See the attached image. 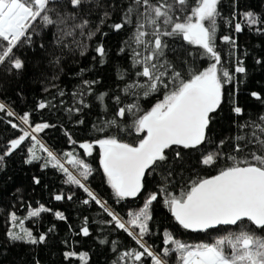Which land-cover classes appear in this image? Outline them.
<instances>
[{
	"label": "trees",
	"instance_id": "16d2710c",
	"mask_svg": "<svg viewBox=\"0 0 264 264\" xmlns=\"http://www.w3.org/2000/svg\"><path fill=\"white\" fill-rule=\"evenodd\" d=\"M23 1L34 5L25 33L0 34V264H185L205 246L229 264H264V227L194 232L173 211L223 172L264 171V0H219L205 44L187 37L203 0ZM211 69L221 97L203 141L166 149L122 196L85 146L139 147L153 109ZM55 157L73 158L84 185ZM18 218L28 237L13 231Z\"/></svg>",
	"mask_w": 264,
	"mask_h": 264
},
{
	"label": "water",
	"instance_id": "95a60500",
	"mask_svg": "<svg viewBox=\"0 0 264 264\" xmlns=\"http://www.w3.org/2000/svg\"><path fill=\"white\" fill-rule=\"evenodd\" d=\"M220 98L201 86L187 87L163 117L144 120L147 136L133 148L112 142L102 158L106 173L120 180L119 193L135 196L151 164L173 146L194 147L205 134L207 117ZM178 221L191 231L206 232L251 221L264 227V171L233 169L197 186L184 205L173 207Z\"/></svg>",
	"mask_w": 264,
	"mask_h": 264
},
{
	"label": "rangeland",
	"instance_id": "374dc122",
	"mask_svg": "<svg viewBox=\"0 0 264 264\" xmlns=\"http://www.w3.org/2000/svg\"><path fill=\"white\" fill-rule=\"evenodd\" d=\"M219 0H203L201 5L196 11V15L192 23L187 27V37L198 43H207L208 34L206 29L204 28V21L211 18L216 9L217 2ZM35 8H41L45 5L46 0H35ZM33 3L24 2L23 0H2L0 2V34L9 38L14 35L18 37L19 35H23L25 33L24 29L28 26L29 18L33 13ZM192 85L201 86L204 89L216 94L219 98L221 97V88L219 82L217 80V72L216 69H211L203 78ZM190 85V86H192ZM189 87V86H188ZM180 96V95H179ZM179 96H176L172 100L166 101L164 103L158 104L149 116L154 115L157 118H161L166 115L172 107L175 105ZM22 122L24 131L27 134H31L33 138V148L35 150H42L44 146L41 145L40 140L37 137V131L33 130L26 122ZM23 139L14 143V145H19ZM112 142L103 141L98 142L97 144H88L85 146V150L90 153L95 147H98L102 158L109 150V144ZM34 154V151L32 152ZM55 159L65 168L67 169L73 177H75L82 185V180L76 175V173L71 169L70 163H74L73 158L70 162L65 163L61 160ZM109 181L112 187L119 192L120 180L115 177L109 175ZM121 224L126 227L128 230L133 231V227L131 225H126L121 222ZM13 231L16 234L28 237V232L25 229L24 221L20 218L15 220L14 225L12 226ZM230 240H223L224 246H228ZM222 243H219L218 246H222ZM251 245L250 240L243 241V246L248 247ZM220 250V249H219ZM227 254H229L231 250L230 246L226 247ZM248 254L246 257L248 258ZM226 254L222 251L218 252L214 247L205 246L197 249L195 252H190L186 255L185 264H229L226 259ZM160 260V259H159ZM161 261V260H160ZM162 262V261H161Z\"/></svg>",
	"mask_w": 264,
	"mask_h": 264
},
{
	"label": "built area",
	"instance_id": "2783aa9c",
	"mask_svg": "<svg viewBox=\"0 0 264 264\" xmlns=\"http://www.w3.org/2000/svg\"><path fill=\"white\" fill-rule=\"evenodd\" d=\"M22 35H19L18 37H16V36H14V35H12V36H10L9 38H7L8 39V42H15L19 37H21Z\"/></svg>",
	"mask_w": 264,
	"mask_h": 264
},
{
	"label": "flooded vegetation",
	"instance_id": "af4514ba",
	"mask_svg": "<svg viewBox=\"0 0 264 264\" xmlns=\"http://www.w3.org/2000/svg\"><path fill=\"white\" fill-rule=\"evenodd\" d=\"M216 178V177H215ZM211 180V179H210ZM208 181V180H207ZM206 182V181H205ZM204 183V182H203ZM202 184V183H201ZM200 184V185H201ZM187 198H188V196H187ZM187 198H185V200L183 201V202H179L178 204H180V205H184L185 204V202H186V199ZM212 230V229H211ZM211 230H208V231H211ZM194 232H200V231H194ZM205 232V231H204ZM207 232V231H206Z\"/></svg>",
	"mask_w": 264,
	"mask_h": 264
}]
</instances>
